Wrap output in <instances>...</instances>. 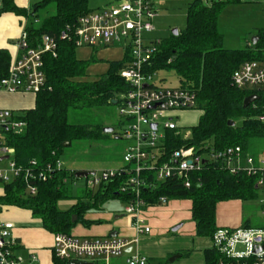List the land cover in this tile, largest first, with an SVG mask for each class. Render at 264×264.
<instances>
[{
  "label": "trees",
  "instance_id": "1",
  "mask_svg": "<svg viewBox=\"0 0 264 264\" xmlns=\"http://www.w3.org/2000/svg\"><path fill=\"white\" fill-rule=\"evenodd\" d=\"M2 2L0 14L13 12L27 17L26 30L31 41L39 40L45 34L58 37L57 57L44 56L46 88L35 96L32 109L17 116V119L27 122L26 131L7 136L9 145L15 149L14 158L18 164L27 165L35 159L42 168L55 166L66 143L108 135L101 127L71 122V112L115 105L113 101H118L129 90L120 76L128 56L122 62H111L107 73L98 80H85L88 68L96 62L95 57L89 61L78 59L75 43L62 40L60 36L67 26L73 27L81 16L90 13L88 0H34L29 13L19 9L14 0ZM227 4L215 2L209 6L202 0H192L188 6L186 29L162 42L152 59L149 71L173 70L180 87L196 92L198 109L203 113L188 139L180 136L179 129L166 132L165 143L169 152L193 147L196 153L203 154L211 149L241 146L246 154L251 151L253 141L264 139V123L259 120V116L264 114V93L238 89L232 82L233 72L245 62L264 61V31L257 35V43L250 42L252 47L239 50L223 48L219 17ZM10 63L9 52L0 49V79L8 75ZM255 94L260 96V100L244 108V100ZM232 122L234 125H230ZM223 166L225 164L205 163L200 171L190 174V188H186L184 178L158 182L154 181V174L149 173V181L154 184L144 188L142 196L147 206L160 203L162 197L191 200L197 236L212 238L218 229L216 210L220 202L254 200L258 196L254 178L241 172L233 175ZM68 177L76 179L75 171L55 172L52 178L38 184L35 196L24 193V184L20 180L7 184L4 196L0 197V205L30 210L32 216L40 220L42 228L51 234H70L76 223L84 222L87 212L99 210L108 200H132L130 191H120L129 178L122 174L100 185L96 192L86 191L70 210L61 211L57 204L69 197L64 190ZM73 216L78 218L75 223L72 222ZM217 259L214 249L205 251L206 264H216ZM53 260L54 264L68 263L55 255Z\"/></svg>",
  "mask_w": 264,
  "mask_h": 264
},
{
  "label": "built area",
  "instance_id": "2",
  "mask_svg": "<svg viewBox=\"0 0 264 264\" xmlns=\"http://www.w3.org/2000/svg\"><path fill=\"white\" fill-rule=\"evenodd\" d=\"M158 2L117 0L108 8L81 16L60 36L62 40L73 41L77 48H107L122 44L127 50L128 60L120 76L129 90L117 101L126 127L121 138L128 142L124 153L125 166L118 170L93 172L85 179L87 190L94 191L105 182L122 174L128 175V181L120 191L132 194L124 212L131 218L138 235L151 233V228L142 217V211L147 206L142 196L143 189L154 184L149 181V173L154 174V181L158 182L184 178L186 188H190V174L200 171L210 161L225 164L223 167L233 175L241 172L254 178L257 192L264 191V152L255 157L245 154L241 146L211 149L203 154L196 153L193 147L167 150L166 132L177 130L178 125L173 118H165L166 113L195 109L198 98L192 89L158 87L154 82L155 73L149 71L162 42L152 40L148 43L149 39H145L143 34L155 31L153 22L158 16ZM35 23L38 24L39 20L36 19ZM33 41L25 23L17 42L19 55L11 64L8 75L0 79V93L36 96L46 88L44 56L57 57L58 37L45 34ZM247 46L252 47V43ZM232 82L238 89L264 93V61L245 62L234 72ZM164 118L166 120L161 124L160 120ZM259 120L264 123V114L259 116ZM154 125L157 126L155 129ZM26 128V121L17 119L10 111L0 110V159L6 163L5 167H0V188L20 180L24 184V193L35 196L39 183L46 182L55 172L64 169L60 160L55 166L45 168L35 159L27 165L16 162L15 149L9 145L7 136L20 135ZM168 201L165 197L160 199L161 204ZM260 214L264 221V197L260 200ZM14 229V223L0 219V264H24L23 258L16 254L19 242L13 234ZM211 239L210 249L218 254L216 264H264V224L260 227H221ZM136 242L138 240L120 236L110 239L81 238L59 233L54 237L53 252L58 259L68 263L111 264L129 248L133 249L132 244ZM37 261V256L31 254V262ZM128 264H148V258L139 252L132 253Z\"/></svg>",
  "mask_w": 264,
  "mask_h": 264
},
{
  "label": "rangeland",
  "instance_id": "3",
  "mask_svg": "<svg viewBox=\"0 0 264 264\" xmlns=\"http://www.w3.org/2000/svg\"><path fill=\"white\" fill-rule=\"evenodd\" d=\"M191 1L192 0H159L157 3L158 16L153 22L155 31L143 34L145 39H149L148 43L152 40L161 42L169 40L173 36L174 30L182 33L187 27V12ZM202 2L209 6L215 2L228 3L219 17V31L223 35V48L225 49H244L247 47L248 42H252L254 37L264 31V0H202ZM113 3L114 0H88V8L90 11H98L112 6ZM120 45L121 44H117L116 46ZM80 56L84 55L80 52ZM100 70L101 71L98 73L92 72L88 74L87 80L93 81L97 75L103 76L106 69L102 67ZM154 82L158 87L164 88L180 86L177 74L173 70L168 69L156 72ZM34 98L36 99V97ZM33 100V98L26 97L25 99L23 98L21 104H31ZM21 114L22 112H18L16 116ZM202 114V111L197 107L192 110L168 112L165 118H173L178 125L180 136L183 139H187L192 136L193 128L198 125ZM71 115L72 117L70 119L73 123L89 124L94 128L101 127L102 129L114 128L115 134H108L94 140L75 141L70 144L71 146L64 149V153L60 159L64 170H84L100 173L104 170H118L125 166L124 153L128 142L121 138L123 130H125L126 127L123 124L124 120L119 114L118 105L77 109L73 110ZM165 118L164 120H160L161 124L166 120ZM162 131L163 128L161 125L160 132ZM250 150L251 151L248 152L252 153L253 156L254 154L256 155L264 152V139L253 141ZM243 165L246 166V163H243ZM64 190L69 197L58 201V209L61 211L70 210L78 201V198L83 197L86 192V179H71L68 177ZM262 197H264V191L260 190L258 191V196L254 200L224 201L218 208V214L226 218H240L242 216L245 219L251 220L252 227H260L264 224L260 214V200ZM123 201L124 200L119 198L109 200L104 203L100 212L91 211L88 217L94 216L96 213L105 214L106 219L104 220L106 222H112L117 225L120 221L114 220V217L121 215L128 204L127 202L123 203ZM164 207L165 206L160 207V209H164ZM4 212L6 217H10L14 213L13 209H7ZM108 214H114L113 219H111ZM125 220L124 218L123 220L121 219L123 222H126ZM105 221L102 220L100 222L103 223ZM191 221H188V223ZM166 222V218L161 214L157 215L154 210H150L146 225L153 230L156 228L159 233L166 232V234L161 235L157 232L159 238L157 237L156 240L158 239V241L162 239H174L175 241V239H177L178 243L183 235L190 236L191 232L194 234V224H191V227L186 225L188 228L176 234L173 233L172 230L177 225L166 229ZM93 225L96 224L93 223ZM23 226H25V224ZM27 226L33 228L39 227L40 225L32 223ZM241 226L242 225L239 224L238 226H234V228ZM144 238L147 237L144 236ZM207 243L212 246V239L208 238ZM140 244L143 245L141 242ZM19 256L21 257L20 254ZM23 257L26 258L25 256Z\"/></svg>",
  "mask_w": 264,
  "mask_h": 264
},
{
  "label": "crops",
  "instance_id": "4",
  "mask_svg": "<svg viewBox=\"0 0 264 264\" xmlns=\"http://www.w3.org/2000/svg\"><path fill=\"white\" fill-rule=\"evenodd\" d=\"M117 0H114L116 3ZM34 0H14L15 5L26 13H29L33 9ZM3 2L0 0V8H2ZM101 10V9H100ZM98 10V11H100ZM96 12V11H90ZM27 17L22 14L18 15L13 12H3L0 14V49H6L11 56V64L15 58L19 55V49L17 46L18 39L22 33L25 23L27 24ZM249 43V42H248ZM117 44L107 47V48H89L82 47L77 48V57L80 60L89 61L95 57L96 62L91 64L87 70V76L90 73H98L100 68L104 67L106 70L104 74L110 68L111 62H122L127 56V50L124 49L123 45L116 46ZM248 45V44H247ZM80 52L84 56H80ZM98 61V62H97ZM100 66V67H99ZM99 67V68H98ZM103 74V75H104ZM85 77L87 80L88 77ZM101 76L97 75L94 80H98ZM93 80V81H94ZM180 87V86H179ZM26 97L33 98L31 104H21L23 98ZM35 96L32 94L18 93V94H7L0 93V110H6L18 115V112L26 111L32 109L35 105ZM201 118V117H200ZM252 154V153H250ZM262 154H254L255 157H259ZM6 163L0 160V167H5ZM84 171V170H83ZM72 172V171H71ZM77 171H75L76 173ZM77 179V178H76ZM80 179V178H79ZM85 179V178H83ZM99 187L94 191L96 192ZM87 192L88 191L86 188ZM258 193V192H257ZM4 188H0V197L4 196ZM112 200V199H111ZM109 201V200H108ZM233 201V200H231ZM238 201V200H236ZM242 201V200H241ZM224 202V201H223ZM220 202L217 205L216 210V224L218 228L221 227H233L241 224L242 226L252 227L251 220L245 219L242 216L240 218H226L218 214V208L220 207ZM229 202V201H228ZM125 203V201H123ZM76 204V203H75ZM74 204V205H75ZM104 205V204H103ZM102 205V206H103ZM90 210L85 214L84 222L76 223L72 228L69 235L81 237V238H102L110 239L117 236L125 237L129 240H138V242L132 244V248L127 250L120 258H115L111 261V264H128V259L132 253L139 252L148 258V264H206L205 261V251L210 249L211 244L208 245V238H200L197 236L196 222L192 218V202L189 199H173L169 200L165 204L158 203L152 206H146L142 211V217L145 218L146 223L148 222V215L150 210H154L157 215L161 214L166 218L167 222L165 224L166 229L169 227L177 228L176 231L172 230L173 233L182 232L188 227L194 224V234L190 233V236L183 235L182 239L177 243V239H162L158 241L156 238L161 234H166V232L159 233L156 228L151 229V233L147 235H138L129 216L122 211L121 215L114 217V214H108L111 219L120 221L116 224L112 222H106L105 214H94V216H89ZM164 209H160V207ZM1 213L0 219L9 221L15 224V229L13 231L14 236L19 242V246L16 249V254L25 256L23 259L24 264H54L53 256V245L55 234H51L42 228L39 219H35L32 216L30 210L22 209L16 206H5L0 205ZM7 209H13V215L10 217L5 216ZM125 210V208H124ZM149 211V212H148ZM13 216V217H12ZM126 219V222L121 221ZM78 219V218H77ZM73 220V219H72ZM105 222H100V221ZM192 220V221H191ZM188 221H191L188 223ZM76 222V221H75ZM74 222V223H75ZM39 224V227H29L28 224ZM95 223L96 225H93ZM25 224V226H23ZM192 224V225H191ZM188 225V227H186ZM117 232V235L111 237L112 233ZM159 235H158V233ZM150 235V236H149ZM147 237V238H144ZM193 237V238H191ZM149 238V239H148ZM159 238V237H158ZM143 243V245L140 244ZM146 253V254H145ZM31 254L37 256L38 261L35 263L31 262ZM70 263V262H69ZM67 263V264H69Z\"/></svg>",
  "mask_w": 264,
  "mask_h": 264
},
{
  "label": "water",
  "instance_id": "5",
  "mask_svg": "<svg viewBox=\"0 0 264 264\" xmlns=\"http://www.w3.org/2000/svg\"><path fill=\"white\" fill-rule=\"evenodd\" d=\"M173 35L174 36H178L179 35V32L177 30H174L173 31ZM258 40H259V37L258 36L254 37L252 39V41L254 42V44L257 43ZM259 100H260V96L259 95H256V94L255 95H251V96L247 97L244 100L243 106H244V108H248L251 104H253V103H255L256 101H259ZM113 103L114 104H117V101L115 100V101H113ZM230 125H234V123L232 122V123H230ZM156 127H157L156 125L153 126L154 129ZM103 132L105 134H113L115 132V129L114 128H104L103 129ZM70 144L71 143H66L64 145V147H69ZM5 158L8 159V157H5ZM0 160H2V159H0ZM92 174H93V172H89V171H77L75 173V178H77V179H79V178H87L88 176H90ZM76 220H77V216H73L72 222L74 223ZM176 230H177V228L174 229V231H176ZM116 235H117V232H114V233H112L111 237H114ZM69 264H93V263H89V262H75V261H72Z\"/></svg>",
  "mask_w": 264,
  "mask_h": 264
}]
</instances>
